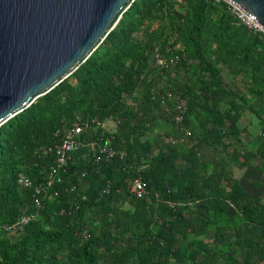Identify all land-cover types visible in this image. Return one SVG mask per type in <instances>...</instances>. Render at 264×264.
I'll return each mask as SVG.
<instances>
[{"label": "trees", "instance_id": "1", "mask_svg": "<svg viewBox=\"0 0 264 264\" xmlns=\"http://www.w3.org/2000/svg\"><path fill=\"white\" fill-rule=\"evenodd\" d=\"M157 50L178 64L161 69ZM177 102L191 137L158 132L175 125L166 109ZM246 113L260 132L242 151ZM87 120L97 129L83 134L62 183L9 235L35 197L19 176L46 186L55 156L43 149ZM93 140L125 156L98 163ZM256 158L264 175V37L226 3L135 0L77 71L0 127V264H264V197L240 184ZM138 178L143 197L130 191Z\"/></svg>", "mask_w": 264, "mask_h": 264}, {"label": "water", "instance_id": "2", "mask_svg": "<svg viewBox=\"0 0 264 264\" xmlns=\"http://www.w3.org/2000/svg\"><path fill=\"white\" fill-rule=\"evenodd\" d=\"M135 0H0V126L70 77ZM264 26V0H233Z\"/></svg>", "mask_w": 264, "mask_h": 264}, {"label": "built area", "instance_id": "3", "mask_svg": "<svg viewBox=\"0 0 264 264\" xmlns=\"http://www.w3.org/2000/svg\"><path fill=\"white\" fill-rule=\"evenodd\" d=\"M214 1L217 3H226L230 11L236 16L239 23L246 26L250 31L261 34L264 37V26L258 21L256 16L249 13L244 9L239 3L233 0H208ZM131 3L124 9V13L129 9ZM180 57L173 55L171 57H158L156 60V65L161 69H169L178 64ZM171 97V95H169ZM166 99L163 100L165 104ZM187 107L184 102H177L174 111L166 109V117L171 118L177 127L181 129L184 136L191 137V130L184 127V122L186 120ZM102 123H99L100 126ZM1 127V126H0ZM97 129V127H92L91 121H80L74 123L71 128H69L61 142L53 147H48L43 149L45 155L54 154L55 161L50 168L49 178L46 186H36L34 181L27 176L26 174H21L18 178V183L23 190L33 189L35 192V197L33 204L28 206L22 216L12 225H9L5 228L6 232L9 235H16L23 231L26 225H28L39 213V210L42 207V196L46 194L47 189H50L55 183H62L63 174L67 171L69 166V160L72 153L79 150L83 145L82 136L84 133L88 132L92 134ZM91 150L94 152V157L96 162L102 161H111L118 155L122 157L125 156V153H120L115 150L110 142H107V145L100 146L98 143L93 140L90 144ZM130 191L133 195L137 197H143L147 194L146 184L141 179L138 178L130 187ZM91 237L90 233H85V238L89 239Z\"/></svg>", "mask_w": 264, "mask_h": 264}, {"label": "rangeland", "instance_id": "4", "mask_svg": "<svg viewBox=\"0 0 264 264\" xmlns=\"http://www.w3.org/2000/svg\"><path fill=\"white\" fill-rule=\"evenodd\" d=\"M159 55H160V51L157 50L154 54V57H153L154 61H156V59L159 57ZM249 116H250V114L246 113V115L244 116V119L242 120V123H241L242 129H243V134H242V138H241L242 142L240 145L237 143V145L241 146L242 151H248V150L254 148V146H255V142H254L255 139L254 138L260 132V126H258L259 124L257 125V123L256 124L250 123L251 120H250ZM102 125H103V127H105L106 129H109V130L115 129V123L113 121L103 122ZM170 130H173L177 134L178 138L180 137L179 135H181V129L179 127H177L174 124H173V126H171V125L166 124V123H159V125H158V132L159 133L163 134L166 131H170ZM212 151H213V149L205 148L201 153V160L204 163L210 165V168L214 162ZM238 173H239V171H238ZM249 187L251 190L253 189L252 185L251 186L249 185ZM254 187L257 188V185L254 184ZM206 238L208 239V241H213V238H214L213 230L211 231V233Z\"/></svg>", "mask_w": 264, "mask_h": 264}, {"label": "crops", "instance_id": "5", "mask_svg": "<svg viewBox=\"0 0 264 264\" xmlns=\"http://www.w3.org/2000/svg\"><path fill=\"white\" fill-rule=\"evenodd\" d=\"M250 118V123H257V121L251 117V115L249 116ZM244 119V118H243ZM242 119V120H243ZM252 124V125H253ZM242 127V124H241ZM260 160L258 158L254 159L252 161V164L250 165V167L248 168V170L241 176V181L240 184L242 185V187L253 197V198H260V197H264V175L261 174L260 172H258L256 170V165L260 164ZM254 184L258 185L257 188L254 187ZM249 185L253 187V189L251 190Z\"/></svg>", "mask_w": 264, "mask_h": 264}]
</instances>
